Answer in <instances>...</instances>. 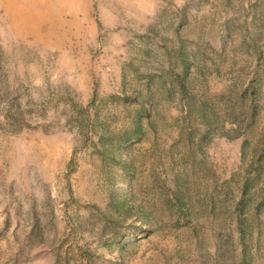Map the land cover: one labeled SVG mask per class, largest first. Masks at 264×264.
Listing matches in <instances>:
<instances>
[{
    "label": "rangeland",
    "instance_id": "obj_1",
    "mask_svg": "<svg viewBox=\"0 0 264 264\" xmlns=\"http://www.w3.org/2000/svg\"><path fill=\"white\" fill-rule=\"evenodd\" d=\"M55 4L0 0V264H264V0Z\"/></svg>",
    "mask_w": 264,
    "mask_h": 264
},
{
    "label": "crops",
    "instance_id": "obj_2",
    "mask_svg": "<svg viewBox=\"0 0 264 264\" xmlns=\"http://www.w3.org/2000/svg\"><path fill=\"white\" fill-rule=\"evenodd\" d=\"M55 1L56 0H42V5H43V8L45 10V13L51 12L50 9L55 8V5H56ZM9 5H11V4L9 3Z\"/></svg>",
    "mask_w": 264,
    "mask_h": 264
}]
</instances>
